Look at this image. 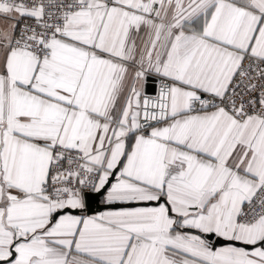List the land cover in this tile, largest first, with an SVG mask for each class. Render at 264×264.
Returning a JSON list of instances; mask_svg holds the SVG:
<instances>
[{
	"label": "snow or ice",
	"instance_id": "snow-or-ice-1",
	"mask_svg": "<svg viewBox=\"0 0 264 264\" xmlns=\"http://www.w3.org/2000/svg\"><path fill=\"white\" fill-rule=\"evenodd\" d=\"M0 264H264V0H0Z\"/></svg>",
	"mask_w": 264,
	"mask_h": 264
}]
</instances>
